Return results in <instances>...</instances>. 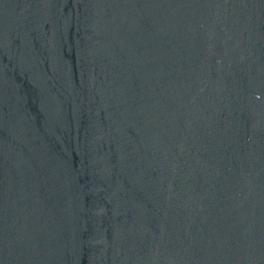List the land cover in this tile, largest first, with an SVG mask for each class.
<instances>
[{
	"label": "water",
	"instance_id": "95a60500",
	"mask_svg": "<svg viewBox=\"0 0 264 264\" xmlns=\"http://www.w3.org/2000/svg\"><path fill=\"white\" fill-rule=\"evenodd\" d=\"M0 264H264V0H0Z\"/></svg>",
	"mask_w": 264,
	"mask_h": 264
}]
</instances>
